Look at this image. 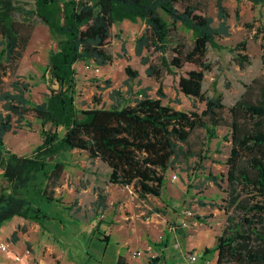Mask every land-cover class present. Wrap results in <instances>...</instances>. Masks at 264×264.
I'll list each match as a JSON object with an SVG mask.
<instances>
[{
	"label": "trees",
	"instance_id": "trees-1",
	"mask_svg": "<svg viewBox=\"0 0 264 264\" xmlns=\"http://www.w3.org/2000/svg\"><path fill=\"white\" fill-rule=\"evenodd\" d=\"M223 2L215 0L218 25L213 26L206 5L193 0H35L30 9L16 0H0V84L8 71L17 70L36 21L46 25L58 43L48 54L49 94L42 103L36 104L27 96L28 83L13 82L15 92L3 91L0 86V170L10 189H0V228L13 217L38 223L46 218L21 195L33 184L38 199L61 203L53 196L66 167L61 159L64 153L84 151L89 159L100 160L109 168V183L131 186L141 199L160 198L166 173L178 161L196 158L202 168L210 159L207 149H191L193 133L204 130L203 146L207 147L217 139L218 128L226 126L229 138L224 136L223 140L231 145L226 174L208 178L220 190V182H226V225L215 247L203 254L217 252L216 264H264V80H252L228 109L220 94L209 97L202 90L205 74L212 68L207 62L208 48H221L217 40L230 36V15ZM124 20H140L146 27L135 39V53L144 65L149 64L146 75L159 83L157 97L142 89L141 98L133 105L119 102L110 108L97 107L100 100L95 99L94 107L78 110L74 65L111 64L113 56L107 50L111 29ZM180 27L191 33L190 44L176 35ZM260 34L264 50V30ZM150 49L159 53L156 63L143 56L144 50ZM234 50L245 52L246 41ZM235 61L241 68L250 63L248 55L241 53ZM125 72L130 79L139 74L129 66ZM179 73L178 91L204 103L201 112H185L162 103L166 98L161 87L164 76ZM30 112L44 128L42 143L33 155L22 156L7 148L4 136L16 128H30L26 120ZM59 127H63L62 135L56 131ZM52 157L54 162L49 161ZM154 212L163 213L159 209Z\"/></svg>",
	"mask_w": 264,
	"mask_h": 264
},
{
	"label": "rangeland",
	"instance_id": "rangeland-1",
	"mask_svg": "<svg viewBox=\"0 0 264 264\" xmlns=\"http://www.w3.org/2000/svg\"><path fill=\"white\" fill-rule=\"evenodd\" d=\"M16 1L27 9L33 8L35 3V0ZM193 2L205 4L208 15L213 18V26L218 25L215 0H193ZM223 4L230 15L228 19L230 36L217 40L221 48H208L207 62L211 64L212 68L211 71L205 74L202 90L209 97L220 94L223 104L228 109L247 91L245 86L250 84L252 80L256 78L264 80V50L262 48V34H260V31L264 30V3L254 5L246 0L241 2L224 0ZM145 28L144 23L140 20L137 22L124 20L114 24L111 29L112 40L107 47L108 52L113 56L112 63L100 67L99 72L95 71L93 62H89L87 65L80 62L76 66L78 72L75 104L78 110L94 107L95 99L100 100L99 104L96 105L97 107L110 108L119 102L122 105H133L136 99L141 98L139 93L142 89H147L149 96L157 97L159 83L154 78H149L146 75L149 64L144 65L142 58L135 53V39L145 31ZM176 35L183 37L187 44H190V32L180 27ZM241 41H246L245 52L234 50ZM1 42L2 38L0 36V51L3 50ZM122 45H124V50ZM57 47L58 43L52 38L48 27L36 21L23 57L18 61L17 70L15 72L8 71L1 80L2 90L15 92L12 86L13 82L28 83L30 88L27 96L36 104L42 103L49 94L46 84L48 80L46 67L48 54L52 49L56 50ZM238 53L247 54L249 57L250 63L244 68H241L235 61ZM143 56L149 59V63H156L159 53L153 49L144 50ZM127 66L138 71L137 78L130 79L127 76L125 72ZM180 74L182 73L164 76L161 87L166 98L162 99V103L185 112L194 110L201 112L205 107L204 103L188 98L178 91L177 81ZM114 92L116 94L112 96ZM2 104L3 102L0 100V109ZM225 116H227V112H225ZM14 120L16 121L15 117ZM26 120L31 123L30 128H16L15 132L7 133L4 136V141L7 148L14 153L31 156L33 151L42 143L44 128L41 127L32 112L26 115ZM14 125H17L16 122ZM47 128L50 129L46 126ZM56 131L60 135L64 132L63 127L57 128ZM217 132V139L212 140L207 147L203 146V143H205L204 130L199 129L193 133L189 144L191 149L196 152L207 149V156L210 159L204 161L202 168L197 165L196 158H190L188 162L178 161L174 169L168 170L166 173L165 185L172 186L163 194L161 201L165 205L163 208L169 209V215L192 211L196 216V220L207 223V225L217 224L218 229L222 230L226 225L227 218L223 209L227 198L224 192L226 182H220L222 187V190H220L208 178L210 175L226 174L225 161L229 156L231 145L230 142L223 140V137L229 134L226 126L219 127ZM61 157L67 168H70L69 174L67 172L64 175V178L68 177L65 180H68L67 183H74L77 188L76 191L80 192V188L85 186L86 177H90L84 171L88 167L87 163L90 165L91 162L95 165V160L89 159L87 154L80 150L69 151ZM55 160L54 157L49 159L51 162ZM97 163L98 175L104 176L105 166L99 161ZM91 169L88 172L92 171L91 173H94L95 169L93 167ZM73 174L77 176L72 179ZM33 187H35V184L22 191L21 195L31 200L34 205H40L43 210L47 209L45 201L42 202L33 193ZM1 188L10 190L6 181L3 180L2 171L0 170ZM127 193L129 192L127 191ZM69 201L72 203L70 205H77L73 198ZM151 204L153 209L157 208L154 199H152ZM49 208L54 209V206ZM62 213L66 214L67 211L62 210ZM197 217H200V219ZM8 227V224L4 225L0 235L7 232Z\"/></svg>",
	"mask_w": 264,
	"mask_h": 264
},
{
	"label": "crops",
	"instance_id": "crops-1",
	"mask_svg": "<svg viewBox=\"0 0 264 264\" xmlns=\"http://www.w3.org/2000/svg\"><path fill=\"white\" fill-rule=\"evenodd\" d=\"M79 64L74 65L76 77ZM98 161L105 166L104 176L98 175ZM94 163H87L84 171L90 177H86L80 192L65 180L68 177L64 175L70 172L66 165L53 196L61 203L45 202V210L38 205L46 216L41 223L13 217L4 224L9 229L0 235V243H8L9 253L19 255L21 260L16 262L0 251V264H191L186 259L188 253L198 257L192 264L217 263V252L204 255L203 251L215 247L224 228L196 220L192 211L191 216L188 211L169 215L161 199L172 185L164 186L160 198L141 199L131 186L109 183V168L100 160ZM92 167L94 173L88 172ZM72 198L76 206L70 205ZM152 199L157 206L154 209L163 213L154 212ZM136 252L140 255H134Z\"/></svg>",
	"mask_w": 264,
	"mask_h": 264
},
{
	"label": "built area",
	"instance_id": "built-area-1",
	"mask_svg": "<svg viewBox=\"0 0 264 264\" xmlns=\"http://www.w3.org/2000/svg\"><path fill=\"white\" fill-rule=\"evenodd\" d=\"M95 71L99 72L100 71V66H97L95 64ZM191 214L192 213L190 211L187 212L188 216H191ZM0 251L5 253V254H7L8 257H11L16 262H19L21 260V257L19 255H12V254L9 253V244L6 243V242H1L0 243ZM26 254L30 255V251L26 250ZM134 255H140V253L136 252V253H134ZM186 259L192 264L198 259V257L194 253H188V254H186ZM49 264H55V263L54 262H50Z\"/></svg>",
	"mask_w": 264,
	"mask_h": 264
}]
</instances>
